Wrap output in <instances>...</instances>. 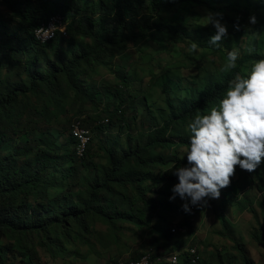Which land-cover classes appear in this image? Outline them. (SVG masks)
<instances>
[{
  "label": "rangeland",
  "instance_id": "374dc122",
  "mask_svg": "<svg viewBox=\"0 0 264 264\" xmlns=\"http://www.w3.org/2000/svg\"><path fill=\"white\" fill-rule=\"evenodd\" d=\"M208 1L211 8L181 4L177 12L154 24V28L191 33L193 40L175 43L166 33L150 32L146 38L112 51L103 63L82 62L68 74L65 71L74 60L91 51V37L68 33L64 40L39 45L27 26L0 3V38L13 35L23 61L11 71L1 72L0 98L17 89H30L35 77L57 75L53 91L44 84L39 90H28L5 118L16 132L0 139V153L11 156L25 175L36 173L35 164L40 161L41 192H32L28 207L39 203L41 193L46 195L48 207L30 219L41 225L52 223L47 242L39 243L44 232L30 242L37 256L23 258L15 238L6 235L0 246L12 242L8 264H116L150 249L159 257L154 264H193L189 257L192 246L200 252L198 264H244L237 244L256 264H264V246L254 238L264 227V163L251 173L237 166L231 184L206 206H190L191 211H185V201L178 195L170 199L178 183L176 168L189 166L179 164V156L189 147L192 119L176 123L165 134L164 138L173 143L170 147L147 152L154 171L145 175L141 187L155 204L148 218L139 220L119 201V205L117 201L109 203L107 212L113 217L96 214L89 218L91 231L83 230L71 217L89 201L92 187L106 178L114 160L153 140L170 120V113L194 98L199 84L232 73L220 70L228 51L240 52L237 65L245 57L264 55V0ZM47 2V9L57 10L56 16L63 18L65 28L73 15L71 7L101 19L98 0ZM153 9L147 0L140 14H154ZM209 11L221 12L228 25L229 36L219 47L208 43L215 29L202 26ZM253 14L258 22L249 25ZM192 42L199 48L189 53ZM253 64L246 62L241 69H250ZM78 117L96 131L90 153L82 159L75 155L70 135L72 122ZM106 117L110 123H101ZM161 159L173 161L160 164ZM183 159L187 160L186 153ZM135 169L142 172L140 167ZM117 189L132 195L131 186ZM173 223L182 227L177 233L171 232ZM171 253L179 254L177 263L165 260Z\"/></svg>",
  "mask_w": 264,
  "mask_h": 264
},
{
  "label": "trees",
  "instance_id": "16d2710c",
  "mask_svg": "<svg viewBox=\"0 0 264 264\" xmlns=\"http://www.w3.org/2000/svg\"><path fill=\"white\" fill-rule=\"evenodd\" d=\"M147 0H98V14L100 20H96L87 13L82 14L76 11L73 7V15L67 24V35L63 36L58 34L53 40L45 43L61 41L66 39L69 34H85L91 37L93 47L91 51L78 57L74 60L66 74L79 66L82 62L89 63L90 61L103 63L104 60L112 55V51L119 50L138 39H143L148 36L150 32H157L159 34L166 33L173 42L184 43L186 40H193V35L188 32L178 33L172 30H167L164 27L154 28V24L164 21L166 16L177 12L181 4H197L211 8V3L208 0H149L154 7V14L143 13L140 14L142 7ZM0 3L10 10L12 15L20 19L30 34L37 42L34 36V31L41 25L46 24L50 19L57 14V10H48L47 0H0ZM77 14L79 17L77 19ZM13 35H3L0 38V75L3 70L11 71L15 64L22 65L23 61L20 57L18 43L13 39ZM39 45H45L40 44ZM264 58V55H257L255 57H245L238 63L236 69L230 74L218 76L214 79L206 80L199 84L195 91V96L190 101H185L184 106L175 109L170 113V120L164 129L154 135L146 146L138 149H131L129 153L125 154L120 160H114L112 170L108 173L106 178L96 185H94L90 192L89 201H86L79 211L73 217L75 223L85 231H91L89 228L88 220L93 215H100L105 218H111L113 215L108 213L110 207L109 203L119 201L128 209L136 218L144 221L148 218L149 214L154 211V202L147 197L146 192L142 189L141 184L145 179V175L154 171V167L147 161L148 151L156 148H167L173 143L169 139H165V134L169 129L178 122H185L188 119H194L197 112L205 114L210 111L214 106H217L218 101L223 97L228 82L234 78L236 72L241 71V67L246 62L255 63L257 60ZM60 74L61 71H59ZM57 75L44 76L40 75L32 80L30 89H17L10 92L6 98H0V139L6 137L9 132L15 133L12 123H6L8 113L12 108L18 106V98L21 94H27L28 90H39L40 85L44 84V88L49 91L54 90L53 82L56 81ZM2 80L0 78V94ZM126 85L120 87L121 90L125 89ZM128 88V87H127ZM169 106H173L168 100ZM10 115V114H9ZM84 123L82 117H78ZM111 119L109 117L103 118L104 120ZM74 121V120H73ZM108 122V124L110 123ZM99 125V123H96ZM106 124V123H104ZM104 124H101L104 125ZM85 125V124H84ZM86 126V125H85ZM100 126V127H101ZM91 129L93 140L88 147L85 156L79 158H86L90 153L91 146L94 143L96 131ZM71 138L75 143L74 153H76L77 140L72 136ZM189 144V143H188ZM173 159H161L160 164H167L172 162ZM181 163H188L187 160L182 159ZM150 165V167H149ZM40 161L35 164L36 173L32 175H25L21 169L16 166L15 160L11 156H2L0 153V242L3 241L6 235H10L16 240L17 249L23 258L27 255L37 256L38 252L34 246L30 245L35 235L42 234V239L39 243L44 244L49 239L50 224H39L33 221L30 217L34 214H40L46 204V195L41 193V200L36 206L29 209V197L33 191L41 192L40 189ZM135 167L142 168V172L136 170ZM148 167V168H146ZM129 186L133 188L132 195L124 194L117 188L127 189ZM119 202L117 205H119ZM111 206H115L112 205ZM70 217V215H69ZM68 219V217H66ZM66 219H61L63 222ZM67 226V228H70ZM64 229V231L67 230ZM57 237L60 239L61 234L57 232ZM254 238L258 243L264 246V227L254 234ZM51 239V238H50ZM53 240V239H52ZM12 242L5 246H0V264H8L10 260V249ZM237 251L241 254L244 264H256L255 261L247 254L246 250L240 244L236 246ZM143 253V252H142ZM142 253L136 258L140 257ZM133 258V259H136ZM191 261V258H190ZM200 260L197 263L198 264Z\"/></svg>",
  "mask_w": 264,
  "mask_h": 264
},
{
  "label": "clouds",
  "instance_id": "9594fccd",
  "mask_svg": "<svg viewBox=\"0 0 264 264\" xmlns=\"http://www.w3.org/2000/svg\"><path fill=\"white\" fill-rule=\"evenodd\" d=\"M204 19L202 26L211 25L215 29L208 43L219 47L229 36L223 14L209 11ZM257 22L254 14L250 16L249 25ZM235 27L239 30L240 25ZM42 34L48 36L38 29L36 38ZM198 48V43L192 42L187 51L192 53ZM239 58L237 49L228 51L220 70L236 69ZM188 130L189 147L179 158L183 159L186 153L189 166L176 168L178 183L170 197L174 200L178 195L184 200L185 211H191L190 206H206L209 199H218L221 189L231 184L237 166L251 173L264 163V58L250 69L236 72L217 106L205 114L197 112Z\"/></svg>",
  "mask_w": 264,
  "mask_h": 264
},
{
  "label": "built area",
  "instance_id": "2783aa9c",
  "mask_svg": "<svg viewBox=\"0 0 264 264\" xmlns=\"http://www.w3.org/2000/svg\"><path fill=\"white\" fill-rule=\"evenodd\" d=\"M63 18L61 16H53L50 21L46 24L41 25L34 31V36L37 42L40 44H45L53 40L58 34L63 36L67 35L66 28L62 25ZM38 29H43L44 32L48 33V36L41 35V38H36V32ZM110 120H104V123H108ZM71 134L77 140L76 153L79 157L85 156L89 145L93 140V134L90 128L84 125L83 121L80 119H75L71 125ZM177 228H182L177 223H173L171 227L172 233H177ZM178 253H171L165 256V260L171 263L178 262ZM189 257L191 258L192 263H197L200 260V252L197 246H192L189 249ZM159 257H156L152 249L147 250L142 253V255L136 259L122 260L120 259L116 264H154L155 260L157 261Z\"/></svg>",
  "mask_w": 264,
  "mask_h": 264
}]
</instances>
